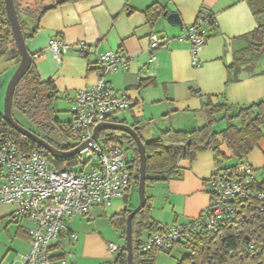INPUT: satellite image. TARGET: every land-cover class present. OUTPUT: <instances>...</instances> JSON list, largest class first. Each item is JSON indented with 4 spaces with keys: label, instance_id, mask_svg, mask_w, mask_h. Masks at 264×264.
Here are the masks:
<instances>
[{
    "label": "crops",
    "instance_id": "0c3cea01",
    "mask_svg": "<svg viewBox=\"0 0 264 264\" xmlns=\"http://www.w3.org/2000/svg\"><path fill=\"white\" fill-rule=\"evenodd\" d=\"M155 4L168 14H178L183 28L169 25L163 15L150 26L144 12ZM263 5L264 0H82L43 15L37 33L26 41V47L40 79L51 80L69 107L78 91L90 88L98 80L93 66L95 53L120 50L131 58L127 71L110 73L106 80L129 100V107L123 112L128 111L130 118L117 120L137 127L140 137L148 142L167 129L187 131L201 126L205 98L213 103L222 98L233 106L264 99V66L259 67L258 59L242 65L238 80L227 83V66L245 45L243 36L264 24V15L253 14L255 8ZM201 13L212 15L215 27L208 30L205 46L198 53L199 66L193 67L190 44L180 38ZM151 35L165 39L168 44L155 50V60L149 63ZM51 39L70 46L59 61L50 52ZM81 41L94 46L93 55L86 59L74 48ZM12 61L13 72L17 64ZM142 123L148 125L145 132ZM223 127L224 124H219L215 129L220 131ZM256 148L264 153V139ZM222 150L228 151L224 145L220 147ZM180 168V178L161 182L160 195L149 196L151 218L160 226L188 223L208 206L204 186L218 170L214 153L201 151L194 161L181 162ZM4 179L5 174L0 172V185ZM123 207V198L116 199L110 207H103L102 212L111 218ZM94 208L88 217L67 219L68 230L76 233L78 239L72 242L61 236L56 240L51 246L54 260H66L67 264H115L117 253L109 254L107 245L122 247L117 241L121 233L111 225L101 227L94 219L100 212ZM12 210L10 205L0 206V264H20V257L28 251L31 223L25 217L11 218ZM156 211L162 214H154Z\"/></svg>",
    "mask_w": 264,
    "mask_h": 264
},
{
    "label": "built area",
    "instance_id": "2783aa9c",
    "mask_svg": "<svg viewBox=\"0 0 264 264\" xmlns=\"http://www.w3.org/2000/svg\"><path fill=\"white\" fill-rule=\"evenodd\" d=\"M214 27V17L201 13L180 38L190 44L193 67L199 66L198 53L205 46L208 30ZM167 44L165 39L151 35L148 62L155 60V50ZM74 48L81 58L93 55L94 46L83 41ZM49 49L59 61L70 46L51 39ZM94 56L98 80L90 88L78 91L70 107L69 132L76 140L75 147L86 144L76 156L77 168L58 169L40 152H24L9 137L0 136V166L5 169L0 206H12L11 218L25 217L31 223L28 251L20 257V264H67L51 255L52 244L61 236L72 242L78 239L76 233L68 230L67 219L88 217L95 206L110 207L114 200L124 197L130 186V153L111 136L102 135L103 131L97 140H93V135L98 125L129 107L126 94L116 91L106 78L110 73L127 71L131 58L120 50H106ZM204 187L209 198L205 210L188 223L161 225L141 241L139 252L169 254L180 245L191 253L199 242L206 249V257L191 258L184 264H215L225 256L256 258L264 264V187H259L252 167L240 165L232 177L215 174ZM118 250L117 244L107 245L109 254Z\"/></svg>",
    "mask_w": 264,
    "mask_h": 264
},
{
    "label": "trees",
    "instance_id": "16d2710c",
    "mask_svg": "<svg viewBox=\"0 0 264 264\" xmlns=\"http://www.w3.org/2000/svg\"><path fill=\"white\" fill-rule=\"evenodd\" d=\"M79 1L82 0H14L25 42L37 33L39 22L43 15L62 5ZM261 7L253 10L255 16L264 15V5ZM163 13H165L164 9L156 4L150 6L144 12L146 21L150 26L155 25L159 18L164 15ZM0 25V58L6 51L12 49V60L16 59L18 65L20 58L6 18L3 0H0ZM243 39L245 40V45L236 51L233 63L227 66V83L238 80L242 65L261 57L264 58V24H260L251 33L243 36ZM59 99L60 97L54 83L51 80L43 81L40 79L32 60L28 72L14 91L12 116L18 124L41 138L51 147L61 151H69L75 148L76 144L58 146L51 137L53 133H57L65 140L72 138L69 132L71 118L67 122H61L56 116L55 102ZM201 114L203 124L192 130L167 129L161 131L157 138L148 142L141 138L146 154L145 189L157 182H168L180 178L182 171L180 163L183 161L192 162L199 152L206 150H211L214 153L218 167L216 174L232 177L236 173L238 166L245 164L244 161L247 156L264 139V99L245 106H233L222 98L216 103L205 98ZM108 122L125 124L114 117L109 118ZM219 124H224L223 129L220 131L215 129ZM132 127L135 128L134 125ZM102 135H109L114 142L120 143L123 147L125 146L132 159L133 177L123 197V210L110 218L111 227L115 231L120 232L124 239L126 219L135 208L130 205V196L132 192L137 193L139 156L134 140L128 135L114 131H103ZM0 136L9 137L24 152H40L50 165L58 169H61L62 165L68 161L77 164L78 157L64 160L52 157L34 142L17 133L5 122L3 115H0ZM121 139L125 142H122ZM222 145L231 153L235 162L233 165L223 169L220 168V158L223 161L226 158L220 153ZM258 185L260 188L264 187V184L258 183ZM149 200L150 197L146 196L144 208L132 219L133 264H154L157 254V252L149 254H141L139 252V245L144 239L143 235L145 234L144 237L148 236L150 233L160 229V225L156 224L151 218ZM205 250H203V244L198 242L196 247L192 248L191 253L184 256L178 264H184L191 258L204 259L207 254ZM115 264H127L124 245L119 247ZM215 264H260V262L256 258L245 259L225 256Z\"/></svg>",
    "mask_w": 264,
    "mask_h": 264
},
{
    "label": "water",
    "instance_id": "95a60500",
    "mask_svg": "<svg viewBox=\"0 0 264 264\" xmlns=\"http://www.w3.org/2000/svg\"><path fill=\"white\" fill-rule=\"evenodd\" d=\"M4 9L6 13V18L8 20L10 30L12 33V37L14 40V45L19 55L20 61L17 65L14 73L12 74L4 96L3 102V118L5 122L12 127L17 133L21 136L31 140L36 145L47 151L52 157L56 159H70L76 157L81 153V151L86 147V144L79 145L69 151H61L51 147L41 138L18 124L12 116V100L14 91L21 81V79L25 76L28 72L31 64H32V57L29 54L26 42L20 27V23L18 20V16L16 13L14 0H3ZM166 17V21L169 25L182 29L183 25L181 19L179 18L178 14L167 12L164 13ZM138 128H133L132 126L121 124V123H110L104 122L98 125L94 130L93 140H97L99 133L101 131H114L120 132L123 134L128 135L131 137L137 147V152L139 156V179H138V188L137 193L139 197L138 205L132 210V212L128 215L126 219V231H125V238H124V247L126 250V262L127 264H133V246H132V219L133 217L138 214L146 204V194H145V178H146V154L144 149V144L141 140L137 132Z\"/></svg>",
    "mask_w": 264,
    "mask_h": 264
},
{
    "label": "rangeland",
    "instance_id": "374dc122",
    "mask_svg": "<svg viewBox=\"0 0 264 264\" xmlns=\"http://www.w3.org/2000/svg\"><path fill=\"white\" fill-rule=\"evenodd\" d=\"M257 60V59H256ZM15 65L17 64L16 59L14 60ZM258 65L264 66V58H259L257 60ZM12 65V66H11ZM14 63L12 61V49H9L8 51L5 52V54L0 58V115H3V102H4V96H5V90L7 87V84L14 73L15 70H11V67H13ZM16 69V68H15ZM68 103L64 102L61 98L55 102V109L57 111V118L61 122H67L69 119V116L71 118L70 110H69ZM127 118V120L130 118V113L128 111L126 112H121L118 113L114 116L116 119H121V118ZM144 127V129H143ZM148 125H144L142 123V131L145 132L147 131ZM141 131V130H139ZM141 131V133H142ZM119 134V133H116ZM144 134V133H143ZM52 140L58 145V146H64L66 144L70 145H75L76 140L73 138H67L66 140L61 138L57 133H53L51 135ZM145 138V137H143ZM147 139V138H145ZM151 140V139H149ZM122 142H125L124 140L121 139ZM125 147V146H124ZM125 149V148H124ZM222 155L226 158L225 161H223L222 158H220V168L223 169L225 167L233 165L235 162L233 161L232 155L230 152L226 150L220 151ZM245 164L249 165L252 167L254 170L255 174V179L259 184H264V153L262 151L258 150L255 148L246 158L244 161ZM69 167H76V164L74 162H66L65 164L62 165L61 169H66ZM78 167V166H77ZM76 167V168H77ZM0 169L2 173L5 174V169L0 166ZM162 183L157 182L153 186L147 187L145 189V194L147 197L149 196H159L160 193L162 192ZM139 202V197L138 193L132 192L130 196V205L132 207H136ZM94 208V207H93ZM102 206H96L94 208L95 211H99L100 214H96L94 216V219L99 221V225L103 228H106L107 226H110V217L108 214H103L102 212ZM113 209L111 208L109 211H112ZM107 213H110V212ZM160 211H156L154 214H158ZM162 214V212H160ZM90 222H93V219H90ZM145 235V234H144ZM143 235V238H144ZM118 238V243L120 245H124V239L121 236ZM190 252L189 250L185 249L184 247L178 245L174 247V249L169 253V254H163V253H157L154 259V264H178L179 261L183 259L184 256L188 255Z\"/></svg>",
    "mask_w": 264,
    "mask_h": 264
}]
</instances>
